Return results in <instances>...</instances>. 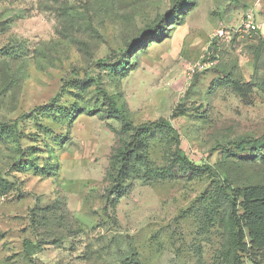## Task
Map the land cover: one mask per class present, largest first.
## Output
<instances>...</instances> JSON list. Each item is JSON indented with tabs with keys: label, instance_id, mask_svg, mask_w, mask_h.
Returning a JSON list of instances; mask_svg holds the SVG:
<instances>
[{
	"label": "rangeland",
	"instance_id": "rangeland-1",
	"mask_svg": "<svg viewBox=\"0 0 264 264\" xmlns=\"http://www.w3.org/2000/svg\"><path fill=\"white\" fill-rule=\"evenodd\" d=\"M248 14L264 0H0V264H264L246 229L230 248L216 188L264 186ZM104 94L136 128L165 122L125 132ZM177 152L211 171L169 174Z\"/></svg>",
	"mask_w": 264,
	"mask_h": 264
},
{
	"label": "trees",
	"instance_id": "trees-1",
	"mask_svg": "<svg viewBox=\"0 0 264 264\" xmlns=\"http://www.w3.org/2000/svg\"><path fill=\"white\" fill-rule=\"evenodd\" d=\"M178 10L179 7L173 10V17ZM162 32L163 23L161 22L156 30L148 35V38H150V41H155ZM103 97L106 103V114L108 118L118 120L121 129L125 132L136 131L135 134L138 135L141 131L148 132L150 127L165 122L164 120L153 121L141 124L136 128L130 123L129 114L124 105H117L114 100H112L111 96L107 94H104ZM245 144L246 142L238 143L236 148L241 150L244 148ZM119 156V171H122L127 166V159L123 154ZM16 164L22 166V162ZM176 164L180 168H177L179 176L188 174V179L197 176L204 170L211 171L209 165L194 163L181 152L176 153V158L173 159L171 164L166 168V171L173 176H177L175 174L176 167H174ZM14 187L15 183L10 181L7 176H0V196L11 191ZM216 188L227 206V230L231 242L230 248L235 249L236 245L243 239L244 229L248 231L251 242H255L256 239H262L264 241V186L243 187L229 192L222 186L220 181H217Z\"/></svg>",
	"mask_w": 264,
	"mask_h": 264
},
{
	"label": "built area",
	"instance_id": "built-area-1",
	"mask_svg": "<svg viewBox=\"0 0 264 264\" xmlns=\"http://www.w3.org/2000/svg\"><path fill=\"white\" fill-rule=\"evenodd\" d=\"M241 28H242L241 30L244 33H248L249 31H257L260 33H264V16L262 17L261 21L259 23H257L253 20L252 16L250 14H248L247 18L244 21V23L242 24ZM225 35L229 36L230 34L226 31L222 30V29L217 31V33H216L217 38L224 37ZM187 70L190 72H193L194 67L191 68L189 65V66H187Z\"/></svg>",
	"mask_w": 264,
	"mask_h": 264
}]
</instances>
